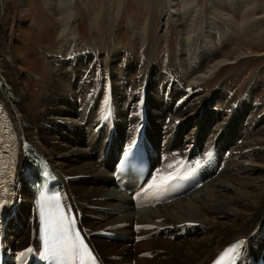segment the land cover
Wrapping results in <instances>:
<instances>
[{
    "label": "bare ground",
    "instance_id": "6f19581e",
    "mask_svg": "<svg viewBox=\"0 0 264 264\" xmlns=\"http://www.w3.org/2000/svg\"><path fill=\"white\" fill-rule=\"evenodd\" d=\"M0 1L3 5L5 0ZM205 2L208 4L209 14L214 17L216 27L220 29V24H224L230 35L222 31L217 32L212 25L201 30V34H196L204 16ZM205 2L199 7L195 0H181L180 15L178 3L175 0H165L162 20L166 26L170 27L172 23L178 26L182 17L185 23L188 22L189 41L195 39L197 42L192 44V49L188 51L180 48L174 60L175 65L171 64L172 69L169 67L171 70L160 69L162 63H156L147 71L140 61L128 60L127 69L141 71L142 74L141 90L131 91L126 84L121 85L115 75L108 79L110 88L108 81L104 79L94 86L92 71H84L87 60L89 62L92 59V53L72 49L77 43L74 42L71 29L69 38L65 29L67 21L70 23L73 16L72 4L71 1L61 0L63 5L60 15L65 21L59 37L62 38L64 46L62 57L57 58L53 64L60 70L52 75L47 85L41 100V111L34 110L27 104L28 97H23L24 91L15 61L0 37V101L11 117L18 148L13 191L3 223L5 238L2 246L5 255L13 258V254H17V264H40L37 255L29 254L23 260L18 258L28 247L38 248L40 245L35 207L22 176L25 164L23 151L25 147L30 146L41 154L52 168L60 184V194L67 197L66 203L70 204L73 212L77 214L78 227L86 234V240L104 264H144L156 257V251H164L166 257L163 260L155 259L154 264H210L222 249L240 240L245 241L247 249L243 264H260L261 258L264 261V183L262 187H258L259 182H255L257 179L252 177L254 174H261L255 171L254 167L264 169V112L259 110L261 107L247 105V98H244L235 104L236 108L232 113L235 101L232 98L227 100V95L222 89H215L204 101L198 96L199 86L196 87L195 83H202L214 76L219 68L217 63L207 70L205 75L199 71L214 54L211 38L219 34L220 41H223L225 36L233 42V30L237 29L235 22L224 18L226 12L218 11L223 8L222 0ZM238 3L237 10L244 0H239ZM211 22L207 20L205 23ZM201 38L205 40L207 48H201ZM162 71L171 74L166 85L162 82ZM190 78L194 79V86L188 88L187 92H180L171 86L168 88L169 82L179 81L185 84ZM262 82L263 77L254 80L251 86L255 87ZM218 99L225 104V109L212 112L210 107ZM88 102L91 103V108L105 110L108 106L109 109L114 135L106 149L108 152L104 155V129L100 128L98 135L92 133L96 121L90 123V114L87 115L85 123L81 124ZM152 104L155 105L154 111L150 110ZM143 106L148 116L143 112ZM121 107H125V112H122ZM174 107V112L168 111ZM156 110L161 112L160 116L156 114ZM194 111L196 113H193L192 117L195 123H192L189 115ZM142 117L146 118L147 125V128H144V124H141V128L146 131L144 137L136 127ZM158 117L162 118L161 122L154 121ZM76 119L79 123L74 125ZM238 120L241 122V128L247 131L237 135L245 139L241 141L240 146L234 147L237 133H233L232 139L224 136L229 137L227 134L236 127ZM163 121L166 122L161 124ZM255 127L260 129L254 131ZM171 136L175 137V145L181 148L177 157L191 150L202 152L200 157H204L202 159L205 163H202L199 157L202 165L195 166L200 182L210 177L211 180L204 186H210L211 190L203 194L202 186V190L199 189L188 197L164 206L131 208L128 199L119 194L112 185V161L122 149L135 141L144 144L153 141L154 150L162 154L166 163L173 158L170 150L164 153V148H168L171 143ZM120 139L122 141L119 143ZM115 143L119 144L116 146ZM115 150L118 151L117 154ZM157 162L153 161V166ZM171 171L172 169H167L165 174ZM248 179L253 181L249 185L253 191L247 197L237 192L227 195L232 187L225 185L224 181L230 180L233 186H245L247 183L244 181L243 184L235 183ZM219 214H224V218L209 219L210 216ZM137 225L154 227L137 230ZM196 225L200 227L199 230L195 228ZM166 237L168 239H165ZM134 238H137L136 242ZM99 244L106 245L105 250L113 255L108 257ZM132 245L133 247H130ZM205 253L208 255L205 256Z\"/></svg>",
    "mask_w": 264,
    "mask_h": 264
},
{
    "label": "rangeland",
    "instance_id": "374dc122",
    "mask_svg": "<svg viewBox=\"0 0 264 264\" xmlns=\"http://www.w3.org/2000/svg\"><path fill=\"white\" fill-rule=\"evenodd\" d=\"M68 1H71L73 16L70 23L67 21L65 25L66 36L69 38L68 33L71 29L74 42L77 43L74 44V46H77L72 49L78 52L89 51L92 53V59L89 62L87 60L88 64L86 63L85 70H83L88 73L92 71L94 86L98 81L104 79L108 81V87L110 88L111 84L108 79L110 76L115 75V78L120 80L119 83L121 85L126 84L128 89H132L131 91H139L142 87V84H140L142 82L140 81V78H142L141 71L128 70V60L140 61L147 71L156 63H162L160 69L171 70L173 68L171 64L175 65L174 60L180 48L183 47L188 51V49H192V44L197 42L195 39L191 42L189 41L188 22L185 23L182 17L178 26H175L173 23L170 27L166 26V23L162 20V10L164 9L165 0ZM195 1L197 6L200 7L206 0ZM222 1L223 8H220L218 11L220 13L226 12L224 18L226 20L227 18L231 19L237 27L236 30H233V33H235L234 41H230L225 36L223 41H220L219 34L211 38L214 44L211 49L213 48L214 54L207 63L203 64L204 66L199 71H201L202 75H205L207 70H210L217 63H219V68L214 76L205 79L202 83H195L196 87L199 86L197 94L199 93L198 96L204 101L211 96L215 89H222L225 95H227V100L232 98L235 101L234 104H238L239 101L247 98V101H245L247 105L261 107L259 110L264 112V82L259 83L255 87L251 86L254 80L257 81L262 77L264 78V0H244V3L240 5L238 10L239 0ZM175 2L178 3V11L182 15L180 11L181 0H175ZM61 5H63L61 4V0H5L3 5L0 3V37L3 38L4 44L9 48L15 61V68L19 73L20 83L24 91L23 97H28V99L26 98L27 104L36 111L43 110L41 100L46 93L47 85L53 77L52 75L57 70H60L56 64L55 66L53 64L57 58L62 57L64 46L62 38L59 37L65 21L60 15ZM208 10V4L205 2L204 16L201 18L196 34H201V30L208 29L212 25L217 32L222 31L230 35L224 24H220V29L216 27L214 17L209 14ZM206 19L212 22L205 23ZM200 41L201 48H207L205 40L201 38ZM164 73L168 74L170 72ZM86 75L90 74L86 73ZM192 80L194 81L193 78H190L188 81H185V84L179 82L180 87H172L180 92H187L188 88L194 86L192 85L194 83ZM143 87L145 89V85ZM160 87H162V84ZM159 96L162 98L161 93H159ZM224 105L221 99H218L210 109H212V112H217L224 110ZM87 108L91 109L92 112L94 111L93 113L101 110L100 108H91L90 102H88ZM142 110L147 115L145 106H143ZM150 110L154 111L155 105H150ZM168 111L171 112V109ZM160 113L156 110L157 115L160 116ZM193 113H196V111L192 112L189 116L192 123H195L194 117H192L194 116ZM144 117L136 124L137 131H142L140 135L143 137L146 134L144 128H147L146 118ZM89 119H93L92 115ZM77 121L78 119L74 120V125L79 123ZM154 121L161 122L162 118L158 117ZM164 122L166 121H163L161 124ZM141 124H144V128H141ZM243 124L246 125L245 122ZM257 129L260 128L255 127L254 131ZM246 131L241 128V122L238 120L236 127L230 133H228L229 131L226 132L228 133L227 136H229L226 138L232 139L233 133H237L233 146H240L245 138L237 135L243 134ZM170 138L171 144L175 146L173 150L178 149V152L181 151V148L175 145V137L171 136ZM121 141L120 139L119 143ZM119 143H115L116 146ZM107 152L104 151L102 155ZM117 153L118 151L115 150V154ZM91 155L94 156L93 152H91ZM200 158L204 162V157ZM199 159L195 162H199ZM155 161H158V159L155 158ZM194 165L199 166L202 163L200 164L199 162V164L195 163ZM163 166H165V159L162 164ZM254 169L257 172H261L260 175L257 173L252 177L257 179L255 182H259L260 186L258 187H262L264 183V169L257 167H254ZM249 178L251 177L249 176ZM243 181L247 183L245 186H233L230 184V180L224 181L225 185L230 188L232 187L227 195L237 192L241 196L247 197L253 191L249 186L253 181L249 179L239 180L235 184L238 185L239 182L243 184ZM203 189L204 191L201 192L203 194L211 190L208 185H205ZM196 195L198 196L199 194ZM223 218L224 214L209 217V219L217 220ZM195 228L197 230L200 229L197 225ZM165 239H168V237ZM96 245L98 247L97 243ZM99 246L105 250L106 245L99 244ZM130 247H133V245ZM105 252L108 257L113 255L106 250ZM154 254H156V257L144 264H154L155 259L163 260L166 257L164 251H156ZM207 255L208 253H205V256ZM15 256L16 254H13V258H16Z\"/></svg>",
    "mask_w": 264,
    "mask_h": 264
},
{
    "label": "snow or ice",
    "instance_id": "6c2138e0",
    "mask_svg": "<svg viewBox=\"0 0 264 264\" xmlns=\"http://www.w3.org/2000/svg\"><path fill=\"white\" fill-rule=\"evenodd\" d=\"M180 166L183 167V164L181 163ZM175 167L176 165L169 163L165 166V170ZM165 170H158L143 189V195H147L150 200L159 202L171 190L173 181L185 178L179 169L166 174ZM2 176L3 172L0 171V210L7 206L11 197V190L3 186ZM5 192L8 193L7 200L4 197ZM66 200L67 197L60 193L50 192L46 184L41 185L36 205L40 245L38 248L28 247L25 252H21L19 254L21 260L31 254L37 255L43 264H99L98 255L87 242L86 234L78 227L77 214ZM136 227L140 230L154 226L137 225ZM246 251L245 241H237L222 251L214 264H238V262L243 264Z\"/></svg>",
    "mask_w": 264,
    "mask_h": 264
}]
</instances>
